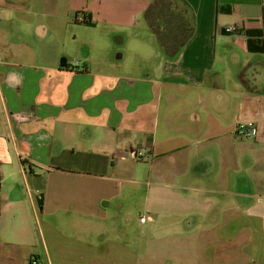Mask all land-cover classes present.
<instances>
[{
    "label": "crops",
    "instance_id": "0c3cea01",
    "mask_svg": "<svg viewBox=\"0 0 264 264\" xmlns=\"http://www.w3.org/2000/svg\"><path fill=\"white\" fill-rule=\"evenodd\" d=\"M37 1L0 0V264H32L33 256L42 261L43 229L38 224L36 235L17 224L27 210L38 222L40 184L34 188L30 182L36 168L87 182L109 179L120 160H132L131 154L135 157L140 149L153 160L154 153L197 145L206 122L201 108H212L219 121L229 116L233 121L240 118L236 125L255 124L256 134L247 138L246 149L255 172L252 179L237 174L231 194L245 212L256 209L254 202L264 200V0H186L194 13L193 33L175 57L162 53L158 80L149 78L152 74L146 80L131 78L91 62L77 67L66 57L79 52L82 58L85 52L74 26L92 28L105 12L111 18L102 22L118 26L111 30L112 40L119 37L123 43L125 30L119 27L146 21L151 0H55L45 12ZM83 17L93 26L80 23ZM227 26L236 29L226 32ZM245 67L252 92L242 81ZM229 68L237 80L235 91L223 78ZM136 85L143 87L145 98L132 108L129 97ZM202 87L206 95L197 94L187 113H165L166 91ZM142 102L149 103L146 109ZM19 154L27 157L25 164ZM189 154L190 178H206L209 163L203 149L194 147ZM208 191L199 190L205 203ZM263 215L257 217L262 220Z\"/></svg>",
    "mask_w": 264,
    "mask_h": 264
},
{
    "label": "rangeland",
    "instance_id": "374dc122",
    "mask_svg": "<svg viewBox=\"0 0 264 264\" xmlns=\"http://www.w3.org/2000/svg\"><path fill=\"white\" fill-rule=\"evenodd\" d=\"M53 1L38 0L39 10L45 12ZM103 18L111 17L103 12L92 28L74 26L78 43H84L83 51L89 53L83 52L81 58L79 52L73 57L68 52L67 60L76 62L77 67L91 62L95 68L108 67L109 72L131 78L146 80L149 74L151 79L159 78L163 52L146 21L119 27L125 30L122 43L119 37L112 40L111 30L118 26L104 24ZM68 27L70 31L71 25ZM52 34L51 31L46 38ZM71 35L68 37L72 38ZM117 51L123 55L116 59ZM85 59L88 60L80 61ZM223 74L227 88L235 91L237 80L232 68ZM140 84L144 86L143 82ZM203 90L166 91L165 113H187L192 100ZM155 92L158 93L156 89L154 95ZM143 96V87L134 86L130 106L135 107ZM156 100L153 104H157ZM143 104L144 109L149 105ZM201 111L206 122L197 136V145L165 155L154 153L153 160L144 153L145 149H138L143 154L120 160L122 163H118L114 173H109V179L90 178L87 182L73 174L36 168L30 174V182L34 188L40 184L38 191L43 193L39 223L28 210L17 221L21 228L35 230L36 235L39 224L45 233L42 261L33 256L32 263L264 264V217H257L260 212L264 214V200L254 202L256 209L245 212L242 202L231 194L237 174L244 173L252 179L255 172L252 157L250 162L246 160L250 140L235 134L239 117L233 121L225 116L224 122L217 119L212 108ZM198 146L205 152L209 167L206 178L194 181L188 168L189 153ZM199 188L209 190L206 203L201 200ZM140 216H145V224L140 223Z\"/></svg>",
    "mask_w": 264,
    "mask_h": 264
},
{
    "label": "trees",
    "instance_id": "16d2710c",
    "mask_svg": "<svg viewBox=\"0 0 264 264\" xmlns=\"http://www.w3.org/2000/svg\"><path fill=\"white\" fill-rule=\"evenodd\" d=\"M144 16L150 30L156 35L164 56L168 59L175 57L181 51L193 33L194 13L186 0H151ZM80 23L93 24L85 17ZM246 69L247 67L241 70L242 81L252 92L245 78Z\"/></svg>",
    "mask_w": 264,
    "mask_h": 264
},
{
    "label": "built area",
    "instance_id": "2783aa9c",
    "mask_svg": "<svg viewBox=\"0 0 264 264\" xmlns=\"http://www.w3.org/2000/svg\"><path fill=\"white\" fill-rule=\"evenodd\" d=\"M235 29H236L235 26H227V27H225L224 30L226 32H231V31H234ZM235 134H236V136H239L242 138H252L256 134V126L252 122H248L245 124H239L236 127ZM137 154H142V153H141V151H138ZM19 160L21 161V164H25L27 162V157L23 154H19ZM0 182H1V179H0ZM139 221L141 223L145 222L146 221L145 216H140ZM30 263H32V260Z\"/></svg>",
    "mask_w": 264,
    "mask_h": 264
},
{
    "label": "water",
    "instance_id": "95a60500",
    "mask_svg": "<svg viewBox=\"0 0 264 264\" xmlns=\"http://www.w3.org/2000/svg\"><path fill=\"white\" fill-rule=\"evenodd\" d=\"M39 34H43V32H39ZM36 204H37V207L38 209L41 211L42 210V207H43V193L42 192H39L36 196Z\"/></svg>",
    "mask_w": 264,
    "mask_h": 264
}]
</instances>
